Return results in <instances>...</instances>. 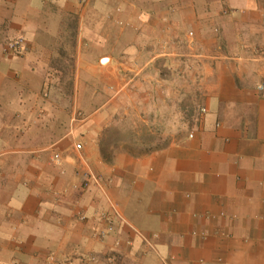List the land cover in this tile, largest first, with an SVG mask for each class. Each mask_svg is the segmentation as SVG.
<instances>
[{
	"label": "crops",
	"instance_id": "1",
	"mask_svg": "<svg viewBox=\"0 0 264 264\" xmlns=\"http://www.w3.org/2000/svg\"><path fill=\"white\" fill-rule=\"evenodd\" d=\"M259 52L264 0H188V264H264ZM162 66L186 83V0H0V264H186V135L100 145L117 100L127 114L135 78ZM76 112L80 152L64 137ZM52 144L60 164L15 152ZM84 166L102 189L83 188Z\"/></svg>",
	"mask_w": 264,
	"mask_h": 264
},
{
	"label": "rangeland",
	"instance_id": "2",
	"mask_svg": "<svg viewBox=\"0 0 264 264\" xmlns=\"http://www.w3.org/2000/svg\"><path fill=\"white\" fill-rule=\"evenodd\" d=\"M146 70L147 76L152 75L148 68ZM117 72L123 75V67L118 66ZM159 74L162 79L160 82L148 83L135 78L138 83L131 86L133 97L131 109L127 114H123V98L117 100L115 108L111 111V120L103 128L100 136V145L107 157L111 151L125 149L134 153L147 152L162 147L172 138L177 139L186 135V83L181 79L184 75L174 72L171 66H162ZM190 86L188 84V133L195 119L198 97V93L192 91ZM67 130L65 138H68ZM76 141L83 148L84 142L77 137ZM55 144L58 145V142ZM55 147L52 144L37 148L35 151L33 148L16 147L15 152L18 151L17 155L49 153L51 156ZM62 156L64 158V152Z\"/></svg>",
	"mask_w": 264,
	"mask_h": 264
},
{
	"label": "built area",
	"instance_id": "3",
	"mask_svg": "<svg viewBox=\"0 0 264 264\" xmlns=\"http://www.w3.org/2000/svg\"><path fill=\"white\" fill-rule=\"evenodd\" d=\"M228 13H229L228 10H223V14L226 15ZM189 36H192V34L189 33ZM22 45H23V39L22 38H17V39L8 41L7 44H6V48L9 51H12V52L16 53V52H19L21 50ZM254 55H257V54H254ZM258 56H264V52H259ZM256 89L264 96V85L263 84L258 85L256 87ZM204 111H205L204 109H201V112H204ZM82 120H83V118L80 117L79 114L75 113L70 119L69 127H68V130H67V133H66V136H68V137H70L72 139L73 148L77 152L81 151L82 145L76 141L75 129L82 122ZM52 157H53V161L56 164H60L61 163L62 155H61V153L59 151L53 150V156ZM81 173H82V176H83V181H82L83 188H89L91 185H95L99 189H102L100 178L93 172V170L90 167H88V166L82 167ZM86 219H87V217L85 215L79 216V220L84 221ZM104 220H106L105 222L108 223V227L106 229L108 231H111L112 230L111 225H110L111 220L108 217V215L104 216ZM108 231L101 230V231L97 232L96 237L99 238V239H102V238L105 237V235L108 233ZM145 243H146V245L148 247L152 248V244L150 242L145 240ZM91 260L93 261L94 258H91Z\"/></svg>",
	"mask_w": 264,
	"mask_h": 264
},
{
	"label": "trees",
	"instance_id": "4",
	"mask_svg": "<svg viewBox=\"0 0 264 264\" xmlns=\"http://www.w3.org/2000/svg\"><path fill=\"white\" fill-rule=\"evenodd\" d=\"M101 150H102V148H101ZM103 151V150H102Z\"/></svg>",
	"mask_w": 264,
	"mask_h": 264
}]
</instances>
